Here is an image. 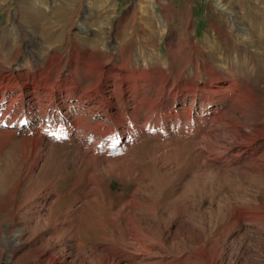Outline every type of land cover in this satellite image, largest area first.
<instances>
[{
	"label": "rangeland",
	"instance_id": "1",
	"mask_svg": "<svg viewBox=\"0 0 264 264\" xmlns=\"http://www.w3.org/2000/svg\"><path fill=\"white\" fill-rule=\"evenodd\" d=\"M21 1L0 6V46L4 29ZM96 1L81 0L69 36L62 35L60 40L65 55H71L75 46L83 49L84 42L96 34L111 46L121 37L124 54L143 52L173 62L171 76L175 79L183 74L182 81L191 78L196 62L212 76H221L218 59L237 62L234 67L245 90L259 100L243 120L249 128L264 126V77L252 70L256 61H264V45L260 50L248 35L249 25L264 30V0H158L159 4L150 0L164 26L146 43L139 17L133 16L140 0ZM102 15L106 17L105 33H95L96 17ZM69 17L66 14L63 20ZM81 22L92 29L87 35L78 30ZM181 44L183 50L179 51ZM29 50L24 43L18 60ZM244 60L251 67H241ZM69 68L67 64L64 74ZM21 91L18 87L12 97ZM189 100L186 107H190ZM203 107L196 112L217 111ZM223 109L229 119L231 114L226 108L219 110ZM234 117L243 121L241 112ZM35 125L36 118L25 125L21 121L10 124L0 116V227L5 229L0 235V264H264V220L236 224L241 212L264 216V148L252 144L248 152L239 154L240 147L223 134L226 159L218 166L196 157L190 141L144 137L130 147L120 167L108 171V164L84 168L75 144L64 140L53 144L55 148L30 174L32 154L25 140ZM97 172L103 179L100 188L85 198L87 179ZM132 197L140 204L132 219L151 239L147 250L127 230L126 202ZM46 208L51 209L49 222L67 231L53 237L52 225L44 221ZM119 209L118 217L111 221L110 216ZM19 228H23L22 236L12 240ZM214 256L217 259L212 261Z\"/></svg>",
	"mask_w": 264,
	"mask_h": 264
},
{
	"label": "bare ground",
	"instance_id": "2",
	"mask_svg": "<svg viewBox=\"0 0 264 264\" xmlns=\"http://www.w3.org/2000/svg\"><path fill=\"white\" fill-rule=\"evenodd\" d=\"M9 1L0 0V6H6ZM106 1L96 2L106 4ZM149 1L140 0L133 9V16L139 17L140 27L145 34L144 43L152 41L158 35L156 29L164 26ZM80 2L21 1L9 26L4 29L5 36H1L0 64H7V67L0 66V116L2 119L8 118L10 124L21 121L25 125L36 118L30 137L25 140L30 143L28 147L32 154L30 174L34 173L44 155L55 148L53 144L64 140H71L75 144L84 168L108 164V171L120 167L121 160L130 153V147L144 137L158 140L178 137L180 141H190L196 149V157L202 158L205 164L218 166L224 164L222 161L226 159V150L222 146L226 144L223 134L231 136L236 146L240 147L239 154L248 152L252 144L264 148V126L249 128L246 120H243L245 112L253 106L255 108L259 100L255 93L245 90V83H241L234 67H238L237 62L226 63V59H218L222 62L219 69L222 77L219 74L210 75L196 62L191 70V78L186 77L182 81L183 74L175 79L171 76L173 62L160 61L156 55L147 57L143 52L132 54L128 51L124 54L121 37H117L111 46L109 43L103 44L96 34L92 35L93 39L84 42L83 49L75 46L71 55H65L60 40L62 35L69 36L71 21L79 15ZM155 2L159 4L158 0ZM161 7L163 9L164 5ZM66 14H70V17L63 20ZM85 14L90 15L88 11ZM105 20V15L96 17L95 33H105ZM81 23L78 26L81 33L87 35L92 31ZM241 33L245 34L243 31ZM248 35L254 38L261 50L264 30H255L249 25ZM24 43L29 45L30 50L19 61ZM212 46L208 45L210 48ZM178 48L179 51L183 50V44ZM256 62L253 66L244 60L241 67L249 68L252 65V70L264 77V61ZM67 64L70 68L64 74ZM18 87H22V91L12 97ZM242 91L246 94H242ZM189 97L190 107H186L185 101ZM203 106L217 111L197 113L196 109ZM220 108H226L231 117L227 119V111H220ZM237 112H241L243 121L234 117ZM206 124L213 125L215 130H210ZM84 134H87L85 139ZM102 180L101 172L89 176L87 183L90 187L86 186L84 197L94 189L98 190ZM47 187L51 188V185ZM133 198L137 197L126 202L129 207L127 230L142 250H147L148 240L151 239L132 219L133 210L140 205ZM46 209L44 221L48 225L51 209ZM120 211L111 215L110 220H116ZM263 220L261 213L241 212L236 224ZM66 223L69 226L70 223ZM50 225L53 227V237L68 230L58 229V224ZM22 233L23 228H19L12 240L20 238ZM2 234H5V229L0 227ZM215 259L214 256L212 261ZM51 260L54 262L53 258ZM8 261L9 256L5 258V262Z\"/></svg>",
	"mask_w": 264,
	"mask_h": 264
}]
</instances>
